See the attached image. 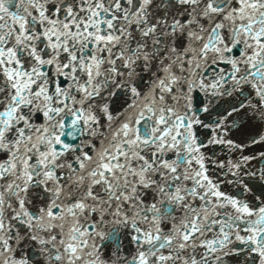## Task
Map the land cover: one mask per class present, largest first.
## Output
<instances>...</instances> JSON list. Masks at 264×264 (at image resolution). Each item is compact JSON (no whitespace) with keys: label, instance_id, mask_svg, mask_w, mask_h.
I'll return each mask as SVG.
<instances>
[{"label":"snow or ice","instance_id":"6c2138e0","mask_svg":"<svg viewBox=\"0 0 264 264\" xmlns=\"http://www.w3.org/2000/svg\"><path fill=\"white\" fill-rule=\"evenodd\" d=\"M0 264H264V0H0Z\"/></svg>","mask_w":264,"mask_h":264}]
</instances>
